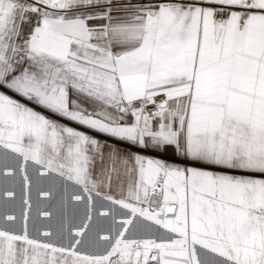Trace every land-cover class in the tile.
I'll return each mask as SVG.
<instances>
[{
  "label": "snow or ice",
  "instance_id": "1",
  "mask_svg": "<svg viewBox=\"0 0 264 264\" xmlns=\"http://www.w3.org/2000/svg\"><path fill=\"white\" fill-rule=\"evenodd\" d=\"M0 264H264V0H0Z\"/></svg>",
  "mask_w": 264,
  "mask_h": 264
}]
</instances>
